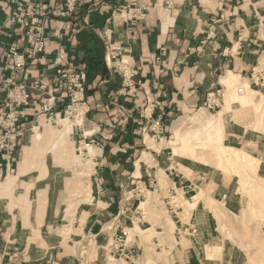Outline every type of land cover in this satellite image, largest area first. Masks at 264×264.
Here are the masks:
<instances>
[{"label":"crops","instance_id":"1","mask_svg":"<svg viewBox=\"0 0 264 264\" xmlns=\"http://www.w3.org/2000/svg\"><path fill=\"white\" fill-rule=\"evenodd\" d=\"M38 2L49 4L41 17L48 38L42 51L23 26L10 22L11 1L0 0V112L5 108L3 82L15 75L8 53L15 44L25 53L32 79L47 82L50 89L56 68L87 71L90 110L84 130L108 139L104 147H93L91 192L85 188L88 198L78 204L72 222H65L67 207L62 206L69 195L77 196L78 185L65 175L69 168L61 159L68 158L67 151L57 146L61 131L58 134L50 123L37 137L33 125L13 142L15 162L0 152V264H78L80 237L91 234L106 240L112 228L136 220L151 228V220L136 216L138 209L132 206L141 200L137 189L155 182L146 169L138 174L136 167L146 154L152 118L162 117L168 133L177 115L205 104L228 71L248 79L251 86L257 74L260 84L264 72L255 69L264 57V0H78L68 16L61 14L69 7L62 0ZM147 3L145 15L136 18L139 6ZM109 45L118 46L121 58L134 70L131 86H125L122 72L109 57ZM30 48L33 52L28 53ZM41 96L35 92L34 101ZM64 104L58 102L56 109ZM26 113L31 124L47 119L34 107ZM79 138L73 127L67 150L73 143L77 147ZM88 199L90 204L83 206ZM109 222L113 226L105 229ZM184 226L181 223L176 232L193 241V246H179L190 257L199 237H192L189 226L184 233ZM98 247L93 264L103 261L104 246Z\"/></svg>","mask_w":264,"mask_h":264},{"label":"rangeland","instance_id":"2","mask_svg":"<svg viewBox=\"0 0 264 264\" xmlns=\"http://www.w3.org/2000/svg\"><path fill=\"white\" fill-rule=\"evenodd\" d=\"M263 58L261 59L262 63L260 62L255 69L258 73L264 72ZM254 76L256 80L258 75ZM246 81L249 83L248 79L241 80L240 78L233 88H229L225 84L219 85L223 91V95L218 100L219 106L208 108L201 104L197 108L177 115L174 122L169 125L166 138L155 140L152 135H147V144L144 149L146 154L143 153V156L137 161L136 167L138 174L141 169H146L147 174H151L148 178L155 179V182L153 187L148 185L145 188V185H142L145 197L134 202L132 209H138L136 216L142 217L143 215L146 220H151L152 226L147 228L150 225L146 223L140 226L138 220L134 225L125 226L129 227L130 238L134 242H136L135 234L139 236V243H136L139 248V264H185V262L187 264H264V127H262L264 122L261 126L259 120L264 110V75L260 84L254 83L251 86L249 83L251 88L258 92L254 98L261 103L259 110L258 107L251 109V112H256L255 119L258 120L250 121L247 113L242 123L235 122L231 117L229 119L230 128L225 129L223 136L224 141L233 143L240 153L245 150L252 154L250 161L252 158L259 159L258 163L254 164L258 167L257 172L254 173L249 169L247 171L239 170L238 173L218 170L216 161L208 154L202 159H194L180 153L175 154L172 148L167 147V142L174 134V125L178 121H181L179 128L182 131H190L189 136L192 138V136L196 137L197 124L193 120L196 113L202 112L211 116L222 108L226 98H229L233 107H238L239 103L234 98V92L236 93V89L242 87ZM261 82H263V86ZM68 121L72 120H62L57 125H51L46 119L44 123L33 124L35 127L32 132L38 137L37 133L41 132L44 125H51L58 134L60 131L62 132L57 146L59 150L67 151L68 158L61 159V162L69 168L65 175L78 185L77 196L69 195L62 206L63 210L64 207H67L65 222L67 220L72 222L73 216L71 217L70 213L73 212L74 215L78 204L88 198L85 188L87 187L91 192V174L94 168L92 157L95 152H91L89 149L90 156L85 157L73 142L71 148L69 146L67 150L66 142H68V136L70 137L73 132V129L69 133L64 130ZM207 133L209 132H206L205 136ZM210 135L208 134V136ZM202 141V138H195L192 141V146L198 148ZM185 178L188 179L181 183V180H185ZM242 179L243 181H241ZM186 184L191 187L182 188ZM200 187L216 200L212 201L209 197H205L204 202L214 210L223 211V215L215 213L213 215L203 202L196 209H188L186 201L197 195ZM224 194L227 195L226 199H223ZM90 201L88 199L87 203L82 205L86 206L90 204ZM142 201L145 203L142 204ZM181 223L191 227L192 237L196 234V237L200 239H196L197 242L193 239L196 242V250L190 257L180 251L179 246L181 245L193 246V241L190 238L183 239L181 233L177 234V227ZM154 224L161 228H157ZM112 226L113 223L109 222L105 229ZM185 226L182 231L189 233ZM195 227L199 228L197 233H194ZM147 232H152L151 237L147 236ZM66 237L67 235H65ZM105 237L106 240L91 234L88 237H80L77 247L82 259L78 264H93V256L98 251L99 245L104 246L102 264H129L114 256L110 251L112 232ZM84 244H86V248L82 249Z\"/></svg>","mask_w":264,"mask_h":264},{"label":"built area","instance_id":"3","mask_svg":"<svg viewBox=\"0 0 264 264\" xmlns=\"http://www.w3.org/2000/svg\"><path fill=\"white\" fill-rule=\"evenodd\" d=\"M10 1L13 8L9 17L10 22L23 26L26 29V34L35 37L38 44L37 51H42L48 38L44 36L41 27V17L49 8V4H41L38 2L39 0ZM62 1L69 7L67 10L62 11L61 14L68 16L75 8L78 0ZM236 1L239 2L240 0ZM32 3L34 5H31ZM148 8V3L139 6V11L135 14L136 18L144 16ZM29 52H33V49L30 48ZM164 52L165 49H162V54ZM8 53L13 60L15 75L6 78L3 82L6 89V98L4 102L5 108L0 112V152L6 154L11 162L16 161V145H13V142L20 140L28 130H32L34 127L30 121L26 120V111L29 107L37 109L46 116L48 122L55 125L62 120H72L73 127H76L80 132L77 148L83 156H90L89 147L105 146L106 142L104 139H108L107 137L100 139L94 136L93 131L84 130V124L90 110L86 100L87 71L85 69L70 71L61 67L56 68L52 83L54 87L50 89V84L47 82L40 79H32L25 53L18 45H10ZM108 53L109 57L117 63L119 70L122 72L125 86H131L136 74L128 63L121 58L120 48L115 45H109ZM157 59H160V57ZM56 63L55 60L54 64ZM257 80H254L255 84H258ZM239 90L242 91V88ZM61 91L66 94H61ZM35 92L42 95L38 102H35L33 98ZM222 92V89L219 88L208 93L204 105L208 108L218 107V100L223 95ZM58 102L65 103L61 110L56 109ZM78 120H81V122H78ZM150 130L155 140L166 138L167 130L162 117L152 118ZM92 158L93 160L95 159L94 157ZM11 169L14 170V167ZM153 184V180H149L145 188L148 185L153 187ZM136 194L137 198H144V189L140 187L137 189ZM226 198L227 195L224 194L223 199ZM130 234L129 227L117 225L116 228H112L110 251L114 256L129 264H139V248L136 242L130 238ZM138 237V234H135V238Z\"/></svg>","mask_w":264,"mask_h":264},{"label":"bare ground","instance_id":"4","mask_svg":"<svg viewBox=\"0 0 264 264\" xmlns=\"http://www.w3.org/2000/svg\"><path fill=\"white\" fill-rule=\"evenodd\" d=\"M263 63H264V58H263ZM227 73H228L226 74L227 76H224L222 78V83L225 84L226 86H229V88H233L236 86L237 81L240 80L241 76L239 74L234 73L233 71H228ZM240 88H242V91H239ZM240 88L238 87L236 89L237 92L236 93L234 92V98L236 99V102L239 103L238 107H233L232 104L230 103L231 101L229 100V98H226V100L223 103L222 108L217 110L211 116L205 115L202 112L196 113L193 116V120L197 124L196 129H195L196 137L192 136V138L189 136L190 131H182L179 128V126L181 125V121H178L174 125V128H173L174 134L172 138L167 142V147L172 148L175 154L180 153L183 156L184 155L189 156L194 159H202V157L208 154L212 157V159L216 161L218 170L232 171V172L235 171L238 173L239 170L247 171L249 169L253 171L254 173L257 172L258 167L255 166L254 164L258 163L259 159L252 158L250 161V156L252 154H250L249 152H246L245 150L242 153H240L238 149L235 148V145H233V143H230L228 141L225 142L224 137H223L225 129L230 128L229 119H231V117L235 120V122L242 123L244 119L246 118V113H247V116L250 121L253 122L254 120H258V119H255L256 112H251L252 108L258 107L257 109L259 110V107L261 106V103L257 102L256 99L254 98L255 94H257L258 92L254 91L247 81L244 82L243 86ZM259 118H260L259 120L261 121L260 124L262 126V123L264 122V110L262 111V114L260 115ZM79 121L81 122V120H78V122ZM262 127H264V125ZM72 129H73L72 121L71 122L68 121L65 125L64 130H66L67 133H69L71 132ZM206 132H209L207 133V136H205ZM208 134H211V135L208 136ZM195 138L203 139V141L201 142L198 148H195L192 146V141ZM210 140H212V142H210ZM89 149L91 150V152H94L93 147H89ZM79 160L81 159L79 158ZM248 161L250 162L248 163ZM241 181H243V179ZM205 197H209L210 200L216 201L212 196H210L208 192H206L202 187H200L199 193L195 196H192L191 199L186 201L188 209H192V208L196 209L197 206H200V204H202L203 202L205 204L204 206H206V208H208V211H210L212 214L213 213L218 214V215L224 214L223 211L214 210L212 209L211 206L205 203L204 202ZM144 203L145 201H142V204ZM65 216H66V213H65ZM70 216L71 217L73 216V212L70 213ZM151 235H152V232L147 234V236L149 237H151ZM85 248H86V244H84L82 249H85Z\"/></svg>","mask_w":264,"mask_h":264}]
</instances>
